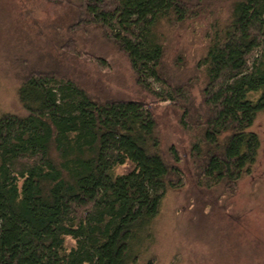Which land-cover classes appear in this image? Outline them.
<instances>
[{
	"label": "trees",
	"instance_id": "1",
	"mask_svg": "<svg viewBox=\"0 0 264 264\" xmlns=\"http://www.w3.org/2000/svg\"><path fill=\"white\" fill-rule=\"evenodd\" d=\"M50 1L76 9L74 32L97 27L152 100L98 98L54 68L21 78L24 113L0 115V264H131L140 231L185 178L179 150H163L154 116L161 103L180 112L198 187L233 194L252 174L261 140L251 127L264 110V0L230 1L187 78L166 63L164 29L196 18L202 0ZM62 44L105 65L72 37ZM173 64L182 68V56ZM126 163L132 169L116 174Z\"/></svg>",
	"mask_w": 264,
	"mask_h": 264
},
{
	"label": "rangeland",
	"instance_id": "2",
	"mask_svg": "<svg viewBox=\"0 0 264 264\" xmlns=\"http://www.w3.org/2000/svg\"><path fill=\"white\" fill-rule=\"evenodd\" d=\"M230 1L202 0L196 18L164 29L166 63L175 77L194 75L209 27L226 20ZM76 17V9L62 2L0 0V115L24 113L17 91L21 78L32 69H57L98 98L152 100L137 85L126 56L97 27L71 30ZM69 37L78 50L102 57L105 65L99 67L64 51L62 43ZM179 55L183 67L175 69L173 61ZM194 94L198 100V87ZM154 116L165 155L168 146L175 145L185 178L182 186L170 188L163 196L159 213L143 230L147 234L140 231L134 244L138 257L131 264H264V110L251 127L261 140L257 163L233 194L223 193L222 187L209 190L195 184L189 138L178 123L179 110L161 103ZM131 169L132 164L126 163L114 171ZM74 244L66 237L67 248Z\"/></svg>",
	"mask_w": 264,
	"mask_h": 264
}]
</instances>
